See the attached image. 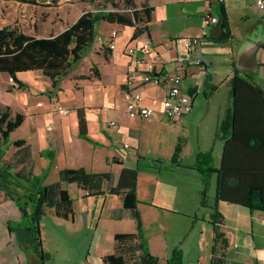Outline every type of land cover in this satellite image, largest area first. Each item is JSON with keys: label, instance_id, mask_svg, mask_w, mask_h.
Masks as SVG:
<instances>
[{"label": "crops", "instance_id": "obj_1", "mask_svg": "<svg viewBox=\"0 0 264 264\" xmlns=\"http://www.w3.org/2000/svg\"><path fill=\"white\" fill-rule=\"evenodd\" d=\"M20 1L22 21L13 26L35 36L59 34L86 10H100L98 5L102 3V0ZM131 3L134 8L153 7L147 23L149 29L134 38L135 26L98 21L82 59L60 79L55 90L52 80L40 70L19 72L18 79L25 83L22 87L16 81L11 82L10 75L0 72V103L10 106L13 113L25 115L10 139L26 140L32 152L34 174L46 173L43 184L57 181L59 170L65 167L112 171L116 179L123 167H137L136 193L143 239L149 251L162 262L169 259L174 249H180L181 264H264V211L218 201L217 173L213 172L206 182L194 167L199 152H209L213 166L220 165L224 139L216 137V132L232 110V77L236 73L248 75L264 89V12L256 7L255 0H131ZM105 7H111L110 2ZM223 9L230 27V37L226 39H222ZM210 16L218 17V22H210ZM114 31L117 36L112 48ZM193 36L200 37L202 43L187 52L182 39ZM145 40L158 46L165 59V71L182 72V86L193 94L192 110L177 121L165 118L162 101L166 89L153 84L145 86L143 93L145 103L155 107V114L149 118H130L126 112L124 89L131 62L126 49ZM196 58L202 59L205 66L190 63ZM93 67L98 76L92 72ZM81 75L90 78L81 79ZM57 103L68 106L70 113H59ZM79 108L85 113L88 135L95 142L79 136ZM111 120L117 122L116 127L108 125ZM179 137H184L185 142L181 143ZM178 142L181 147L176 150ZM15 151L10 144L6 158ZM186 155L188 162H184ZM22 185L26 190L33 186L32 181L20 180L18 187ZM64 186L73 199V215L65 218L46 213L40 223L42 237L44 228L47 232V227H51L52 237L57 239L55 249L64 243L65 236L71 235L88 245L82 256L58 264H105L104 256L115 253L116 233L138 232L136 219L129 211L122 218L116 217V210L122 207L118 194H89L75 182ZM7 198L12 220L18 222L20 210ZM214 205L223 215L220 225L228 239L224 255L217 253L224 261L216 263L210 217ZM15 240L17 246H23L22 252L7 245L10 253L0 264L29 262L21 254L31 246ZM43 248L50 253L45 264H52V248L45 245V240ZM9 254L14 260L7 259Z\"/></svg>", "mask_w": 264, "mask_h": 264}, {"label": "trees", "instance_id": "obj_2", "mask_svg": "<svg viewBox=\"0 0 264 264\" xmlns=\"http://www.w3.org/2000/svg\"><path fill=\"white\" fill-rule=\"evenodd\" d=\"M34 1V0H32ZM117 5V0H105ZM125 9L116 11L86 10L64 31L51 36L27 34L22 28L6 24L0 26V72L12 76L19 87L25 83L18 79L19 72L40 70L52 80V88L59 87L60 79L82 59L85 48L92 42L97 22L107 20L122 25L135 26L134 38L147 31L152 17V6L132 7L131 0H124ZM221 24L222 39L230 37L227 13L223 9ZM92 72L98 76L95 67ZM81 79H89L81 75ZM232 110L220 123L216 137L224 139L219 167L212 164L209 152H199L194 167L200 171L204 181L213 172L217 173V200L240 204L250 209L264 211V89L248 75L236 73L231 79ZM48 91H52L48 89ZM25 119L21 112L13 113L8 105L0 103V191L14 201L21 213V219L9 225L10 233H16L19 242H27L38 256L34 263L45 264L50 253L43 248L41 219L52 212L69 218L73 215V199L64 183L75 182L89 194H118L122 207L116 210V217L122 218L126 211L136 219L138 232L115 234V253L104 256L105 264H181L183 253L174 249L166 262L153 255L143 239L142 223L136 193L137 167H123L116 179L112 171H89L84 167H65L59 170V179L43 184L46 173L33 172V159L26 140H11V132ZM79 136L95 142L88 135L85 113L78 109ZM12 144L16 151L6 158ZM174 156L172 161L174 162ZM20 180L32 181V187L24 192L14 191ZM210 215L214 225L213 261H224L217 253L224 255L228 239L221 229L223 215L217 205Z\"/></svg>", "mask_w": 264, "mask_h": 264}, {"label": "built area", "instance_id": "obj_3", "mask_svg": "<svg viewBox=\"0 0 264 264\" xmlns=\"http://www.w3.org/2000/svg\"><path fill=\"white\" fill-rule=\"evenodd\" d=\"M50 2L52 0H40ZM256 7L264 12V0H255ZM103 11H116L117 8H103ZM129 10V9H123ZM210 22H218V17L210 16ZM117 36L114 31L111 36L110 47H114L113 39ZM200 37L193 36L182 39L184 49L189 52L201 45ZM131 62L125 79L124 99L126 101V112L130 118L152 117L155 107L145 103L143 89L149 84L160 86L166 89V95L162 101V111L169 121H177L185 114L189 113L193 107V94L186 91L182 86L183 75L181 71H165V59L161 55L158 46L150 40H145L140 44L129 46L126 49ZM189 63V62H188ZM190 63L205 66L202 59H191ZM9 80L15 82L10 76ZM56 110L61 114L70 113V108L61 103L56 104ZM111 127H116L117 122H108ZM129 147L127 143L124 145ZM86 264V263H82Z\"/></svg>", "mask_w": 264, "mask_h": 264}, {"label": "rangeland", "instance_id": "obj_4", "mask_svg": "<svg viewBox=\"0 0 264 264\" xmlns=\"http://www.w3.org/2000/svg\"><path fill=\"white\" fill-rule=\"evenodd\" d=\"M20 0H0V26L6 25V24H15V22L21 23V17L19 16L20 6L22 1ZM107 5V2L105 0H102V3H99L98 8L103 9ZM109 8H117L120 11H123L125 9L124 3L118 2L117 5H112L110 3ZM23 11V10H22ZM99 11V10H97ZM33 15V14H32ZM172 130L169 132V135L172 136ZM167 135V136H169ZM181 139V143L185 142L184 137H179ZM181 143L178 142V145L176 146V150H179L181 147ZM184 162H188L187 155L184 158ZM27 185V184H23ZM20 187H14V191L19 192V190H23V192L27 189L26 186ZM19 189V190H18ZM8 201L7 196L3 195V192L0 191V261H3V258L6 257L7 253H10V251L6 248L7 245L13 246L14 249H19V251L22 252L23 246H17V243L15 242V238H18L16 233H10L9 231V225L7 221L9 220L11 223L10 225H14V220H12V210L8 208L6 205ZM16 207V206H15ZM17 208V207H16ZM51 223H47V226H50ZM44 237H42V242L45 240V245L47 247H51V251L53 253V260L52 262L54 264H58L60 261L61 263H64L67 261L72 262L74 259L78 258V256H82L84 253H86L88 245L82 243V239L71 235L67 238L64 237V243L60 244L59 248L55 249V246L57 245V239L55 237H52L51 233V227L44 228ZM23 245V243L21 244ZM9 246V247H10ZM6 248V249H5ZM28 248V247H26ZM5 249V250H4ZM14 253L12 252V255ZM22 258L29 261L34 262L38 259V256L34 250V248L31 246L30 250L24 249V252L21 254ZM9 261L14 260L12 256L9 254V258H7ZM52 263V264H53Z\"/></svg>", "mask_w": 264, "mask_h": 264}]
</instances>
